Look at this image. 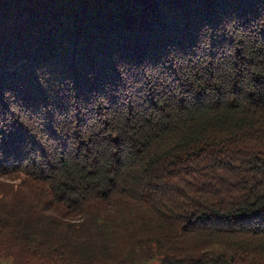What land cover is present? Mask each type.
Segmentation results:
<instances>
[{
    "label": "trees",
    "instance_id": "16d2710c",
    "mask_svg": "<svg viewBox=\"0 0 264 264\" xmlns=\"http://www.w3.org/2000/svg\"><path fill=\"white\" fill-rule=\"evenodd\" d=\"M264 264V0H0V261Z\"/></svg>",
    "mask_w": 264,
    "mask_h": 264
},
{
    "label": "rangeland",
    "instance_id": "374dc122",
    "mask_svg": "<svg viewBox=\"0 0 264 264\" xmlns=\"http://www.w3.org/2000/svg\"><path fill=\"white\" fill-rule=\"evenodd\" d=\"M0 264H12L11 261H0ZM145 264H161L160 259H154L153 261L149 262V263H145Z\"/></svg>",
    "mask_w": 264,
    "mask_h": 264
}]
</instances>
